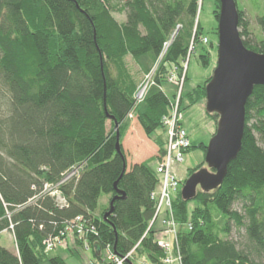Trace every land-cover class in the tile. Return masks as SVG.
Wrapping results in <instances>:
<instances>
[{
  "label": "trees",
  "instance_id": "16d2710c",
  "mask_svg": "<svg viewBox=\"0 0 264 264\" xmlns=\"http://www.w3.org/2000/svg\"><path fill=\"white\" fill-rule=\"evenodd\" d=\"M203 1L0 0V237L10 232L16 248L0 244V264H66L48 258L43 241L76 216L95 226L88 242L99 261L109 245L120 257L134 249L125 264L141 257L162 264L152 193L165 142L152 134L163 129L176 96L163 89L165 75L182 69L191 44L193 51L199 44L201 63L209 64L198 18ZM211 1L217 23L219 0ZM241 1L258 6V0ZM235 2L243 45L264 54V39L250 37L245 7ZM255 20L264 33V7ZM148 74L153 83L137 102ZM210 77L180 93L179 112L205 101ZM205 113L216 126L218 115ZM133 118L158 149L155 157L129 164L122 140ZM198 147L205 154V144ZM203 164L188 169L184 181ZM74 168L77 173L58 186L66 205L40 194L43 183L56 184ZM103 194L106 203L97 213ZM171 211L181 225V264H264V85L254 86L247 99L241 148L221 182L197 187L188 201L178 193ZM232 227L243 230L239 240L230 237Z\"/></svg>",
  "mask_w": 264,
  "mask_h": 264
},
{
  "label": "water",
  "instance_id": "95a60500",
  "mask_svg": "<svg viewBox=\"0 0 264 264\" xmlns=\"http://www.w3.org/2000/svg\"><path fill=\"white\" fill-rule=\"evenodd\" d=\"M216 32L217 57L205 85V111L217 114L218 118L215 131L205 145V166L182 183L180 195L186 201L193 199L197 187L209 189L221 182L227 165L241 148L247 99L254 86L264 85V54L243 45L238 32L235 0H219ZM116 151H119L118 131ZM209 170L214 172L210 173ZM109 212L103 216V220H106ZM94 250L99 255L98 243L94 244Z\"/></svg>",
  "mask_w": 264,
  "mask_h": 264
},
{
  "label": "rangeland",
  "instance_id": "374dc122",
  "mask_svg": "<svg viewBox=\"0 0 264 264\" xmlns=\"http://www.w3.org/2000/svg\"><path fill=\"white\" fill-rule=\"evenodd\" d=\"M125 1V0H122ZM240 6H244V15L248 20L249 30L251 32L250 37L256 41L258 38L264 39V33L260 31L258 24L256 23L255 16L258 11L264 7V0H258V6H252L248 2L241 1ZM213 8L214 2L211 0H204L202 6L198 12V18L201 27L203 28L204 34H206L208 43L204 44L203 46L208 50L209 56V64L202 65L201 60L199 58V44L196 45V49L192 50V44L190 45V49L188 55L182 64V69H177L175 71H169L165 75V80L168 81V78L174 76L177 78L178 74L181 76L184 71V65L186 63L185 72L183 76V83L181 87V91L179 89V85H176L173 81H168L169 83L163 85V89L165 92H170L171 90H175L176 97L180 96V93H186L192 90L195 86L201 85L208 77L211 76L213 67L216 64V57H217V36L212 31L213 28L217 25L216 20L213 16ZM260 13V12H259ZM115 18L118 21L124 20V14L122 13H114ZM202 43V42H201ZM200 43V45H201ZM210 44L212 46H210ZM192 50V51H191ZM127 65L129 68L135 73L137 79L141 81L143 75L137 72V66L134 61L130 58H126ZM179 76V77H180ZM153 82L149 81L148 85ZM2 111V110H1ZM181 115V124L182 127L185 129L187 134L189 135V139L192 142L190 148H188L183 153V161L181 163H176L173 165L174 170L176 172V176L179 180V184L177 187V191H171V197L174 198L182 188V183L186 176V171L188 169L194 168L199 164L204 162V153L198 147L200 144V140L196 138L202 137L203 143L205 145L208 143L211 135L215 131V122L214 120L205 113V101L200 100L196 104L185 108L184 110L180 111ZM152 136H159L164 142L168 139L167 129H158L156 130ZM124 147L126 149V158L128 163L134 162L139 160L141 157V153L145 155L149 154L151 147L153 146L152 142L149 138H146L143 130L139 126V124H133L128 136H124L122 140ZM165 146V143H164ZM155 164V163H154ZM205 166V164H203ZM161 189V180L159 177V181L155 188V193H159ZM107 195L103 194L99 199V205L97 209V213L106 203ZM164 216V210L161 211L160 215L158 216L154 226L158 228L160 224V218ZM243 234L242 229H238L236 227H232V232L230 237L234 240H239ZM157 238H161L160 232L157 234ZM0 244L5 247L9 251H16L14 240L12 234L8 231H4L0 237ZM60 257L62 258L66 264H107L106 261V251L103 249L101 251V261H99L93 254L91 249H85L80 245L73 244L69 241V245L67 247L56 246L52 250L47 253L48 258L52 257ZM144 258H135L134 264H145ZM41 264H50L47 260H44Z\"/></svg>",
  "mask_w": 264,
  "mask_h": 264
},
{
  "label": "built area",
  "instance_id": "2783aa9c",
  "mask_svg": "<svg viewBox=\"0 0 264 264\" xmlns=\"http://www.w3.org/2000/svg\"><path fill=\"white\" fill-rule=\"evenodd\" d=\"M203 44L208 43L207 37L201 39ZM188 58V57H187ZM187 60V59H186ZM186 63L184 65L183 74H178L177 78L171 76L168 81H173L176 85H179L181 91L183 76L185 72ZM175 71V70H173ZM180 76V77H179ZM151 74L144 77L143 82L138 86V89L134 95L135 100L141 101L145 95L148 83L150 81ZM180 94V92H178ZM178 99L177 96L174 100V104L170 110L169 115L163 116L161 121L163 128L167 129L168 139L165 142V152L161 158L155 163V171L161 180V189L159 193H152V198L155 201V216L160 215L164 210V216L161 220L162 230L161 238H157V244L163 253L161 258L162 264H181L180 255L176 246L177 233L181 225L175 220L171 211V191H177L179 180L176 176L173 165L181 163L183 161V153L190 147V142L185 129L182 127L180 120L181 115L178 111ZM77 173V168H74L70 173H67L56 184L43 183L40 189V194H46L54 198L57 205H66V199L61 194L58 186L64 183L72 175ZM91 234H96L95 226L88 223L82 216H76L64 225V228L58 235L49 237L43 241V250L48 253L56 246L67 247L69 241L73 244L80 245L86 250L90 249V243L88 237ZM106 251L107 264H125L129 259H132L133 250H130L126 255L120 257L113 254L110 246L107 245L103 248ZM102 249V250H103ZM147 264V263H145Z\"/></svg>",
  "mask_w": 264,
  "mask_h": 264
},
{
  "label": "crops",
  "instance_id": "0c3cea01",
  "mask_svg": "<svg viewBox=\"0 0 264 264\" xmlns=\"http://www.w3.org/2000/svg\"><path fill=\"white\" fill-rule=\"evenodd\" d=\"M138 124V122H137V120L135 119V118H133L132 120H131V124H130V127H129V129H128V131H127V133L125 134V136H128V134H129V132H130V130H131V128H132V126H133V124ZM181 123V122H180ZM182 125V124H181ZM187 133V132H186ZM188 135V134H187ZM147 138V137H146ZM188 139H189V135H188ZM197 140H200L201 142L200 143H203V141H202V137H198V138H196ZM151 141V140H150ZM152 142V141H151ZM189 142H190V146H191V141H190V139H189ZM152 144H153V142H152ZM203 144H205V143H203ZM122 146H123V150H124V152H125V155H126V149H125V147H124V144H123V142H122ZM157 146L155 145V144H153V146L151 147V149H150V152H149V154H147V155H145L144 153H141V155H140V159L139 160H136V161H134V162H141V161H144V160H146V159H148V158H150V157H155V155L157 154ZM127 159V158H126ZM128 162V161H127ZM134 162H130L129 164H131V163H134ZM156 163V162H155ZM128 164V165H129ZM162 218H163V216H161V218H160V224H159V226H158V228L157 229H159V230H162V225H161V220H162ZM157 220V219H156ZM156 222V221H155ZM4 232V231H3ZM2 232V233H3ZM1 233V234H2ZM160 234H161V232H160Z\"/></svg>",
  "mask_w": 264,
  "mask_h": 264
}]
</instances>
